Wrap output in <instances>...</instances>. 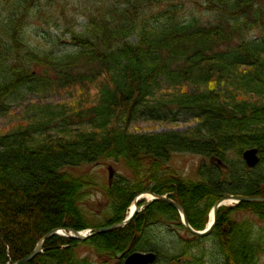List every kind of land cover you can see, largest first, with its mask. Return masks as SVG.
Wrapping results in <instances>:
<instances>
[{"label":"trees","instance_id":"obj_1","mask_svg":"<svg viewBox=\"0 0 264 264\" xmlns=\"http://www.w3.org/2000/svg\"><path fill=\"white\" fill-rule=\"evenodd\" d=\"M53 94L67 96L53 104ZM181 113L198 125L130 128L136 116ZM250 148L260 156L253 168ZM176 154L201 158L197 180L173 174ZM110 160L131 173L106 185L107 221H89L83 199L95 180L81 172ZM145 191L178 200L198 230L221 196L264 195V0H0V264L54 228L122 221ZM243 211L262 224L235 217ZM81 242L99 264L133 251H155L154 264H264V202L220 208L199 237L155 201L123 228L53 235L26 264H97L77 254Z\"/></svg>","mask_w":264,"mask_h":264},{"label":"rangeland","instance_id":"obj_2","mask_svg":"<svg viewBox=\"0 0 264 264\" xmlns=\"http://www.w3.org/2000/svg\"><path fill=\"white\" fill-rule=\"evenodd\" d=\"M187 6L190 7V4H187ZM186 8L187 7H184V10ZM68 37L69 35H66L64 38H68ZM92 87L93 89L96 88L95 85H93ZM65 96L67 95L62 94L61 96H57L53 94V95H49L47 100L50 103L57 104V103L63 102V100L66 99ZM27 97H29L28 101L40 100L41 98L40 96H36V95H32V96L28 95ZM16 106L17 105H13V108H16ZM20 111H21V108L17 107L14 112L16 113ZM198 122L199 121L194 118V115L185 114V113L179 114L178 116H176L175 119H172V120H167V119L166 120L164 119L154 120V119L145 118L143 116H140V117L136 116L131 121L130 128L134 132L164 133V132L173 131V132L184 133L196 127L198 125ZM201 162L202 160L199 156H195L191 154H176L174 155V158L172 159V162H171L172 167L174 169L173 174H176L186 179L197 180L198 179V167L201 164ZM81 173L86 174L87 177L91 176L95 180L94 183L92 184L93 185L92 188H94L92 190V195L83 199L86 202L85 204H83V206L87 214V219L89 221H99V222L105 219V222H106L108 219L107 211L109 210L111 206V201L109 202V200H111L110 196H108L105 193L106 185L111 184V183L113 184V182L117 181L121 175L129 176V173H131V171L128 170L123 163L110 160L108 161V163H105L99 166L90 167L88 168V171H84ZM161 195L170 196L169 194H161ZM145 201H146V198H143L139 201V204L141 205ZM231 203L228 205H232ZM132 206H133V202L130 203L126 207V212H125L126 216L130 213ZM209 215H210V212H209ZM235 217L238 219H243L244 217L250 218V220L254 222L255 224L257 225L262 224L259 216L254 213L245 212V211L238 212L235 215ZM89 229L90 228H87L84 230H89ZM178 231L181 233L182 236L185 235V230L181 229ZM204 244L210 247L209 244H212V241L209 240L207 242H204ZM43 251H44V247H43ZM76 251L79 256L85 257V258L88 257L92 261H95L97 264L100 263L98 255L93 249H91V247L89 248L88 244H83V242H81L80 244L77 245ZM117 257H119V255H117ZM117 257H115V259L111 261H107L102 258L100 259H102L104 264H124L125 256L122 259L123 261L119 259L117 260ZM176 264H181V263H176Z\"/></svg>","mask_w":264,"mask_h":264},{"label":"water","instance_id":"obj_3","mask_svg":"<svg viewBox=\"0 0 264 264\" xmlns=\"http://www.w3.org/2000/svg\"><path fill=\"white\" fill-rule=\"evenodd\" d=\"M244 159L249 167H254L259 161L257 150L255 148L246 150L244 152ZM143 198H146V201L143 204L139 205V201ZM155 201H164L173 205L180 213L182 222L185 225V227L191 233L200 237H204V236H208L213 231L218 219L219 209L222 206H225L230 202H236V203L245 202V201L264 202V195L242 196V195L226 194L221 196L213 206V211L209 224L204 229L197 230L190 224L186 210L179 201L173 199L168 195H161L153 192H143L134 199L133 202L134 209H132L131 212L122 221L89 230H77L73 228H54L38 241L34 249L26 257L17 261L14 264H26L31 260H33L35 257H37L39 254L43 252V247L45 245V242L53 235H61L64 237H69L77 240H86L87 238L98 233L123 228L126 225H128L140 211L145 210L151 203ZM155 260H156V255L154 252L135 251L128 254L124 258V264H154Z\"/></svg>","mask_w":264,"mask_h":264},{"label":"bare ground","instance_id":"obj_4","mask_svg":"<svg viewBox=\"0 0 264 264\" xmlns=\"http://www.w3.org/2000/svg\"><path fill=\"white\" fill-rule=\"evenodd\" d=\"M176 200V199H175ZM132 209H134L133 208V206H132ZM182 221V220H181ZM183 223V222H182ZM133 252H135V251H133ZM152 252H154L155 253V255H156V260H157V258H158V254L155 252V251H152ZM132 253V252H131ZM156 260H155V262H156Z\"/></svg>","mask_w":264,"mask_h":264}]
</instances>
